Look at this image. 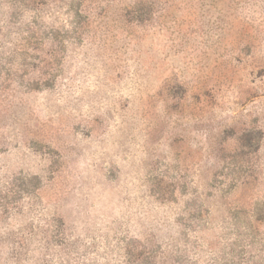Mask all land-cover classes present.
Instances as JSON below:
<instances>
[{"label": "rangeland", "instance_id": "374dc122", "mask_svg": "<svg viewBox=\"0 0 264 264\" xmlns=\"http://www.w3.org/2000/svg\"><path fill=\"white\" fill-rule=\"evenodd\" d=\"M0 264H264V0H0Z\"/></svg>", "mask_w": 264, "mask_h": 264}]
</instances>
